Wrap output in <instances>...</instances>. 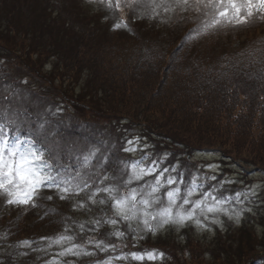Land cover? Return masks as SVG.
Instances as JSON below:
<instances>
[{
    "label": "rangeland",
    "instance_id": "rangeland-1",
    "mask_svg": "<svg viewBox=\"0 0 264 264\" xmlns=\"http://www.w3.org/2000/svg\"><path fill=\"white\" fill-rule=\"evenodd\" d=\"M108 5L109 0H0V125L4 126L10 141L16 136L21 141L31 137L45 153L50 175L57 181L75 177L79 171L81 176L72 180L73 185L81 183L82 186V181L87 180L97 187L115 186L114 195H123L135 188L147 197L150 191L147 186L154 184V176L167 168L170 171L166 175L177 179L181 197L187 196L195 178L196 191L189 198L190 203L202 198L200 194L205 191L219 198L228 197L225 207L233 218L223 213L202 214L196 209V216L182 226L171 223L161 226L159 217L150 220L156 229L151 233L145 230L141 218L120 221L115 226L103 223L112 211L108 204L92 205L87 199L89 190L79 197L70 195L61 200L56 192L44 189L42 194L53 199L46 200L41 195L38 202L43 205L59 200L58 207L71 215L66 223L70 227L46 239H24L17 248L26 256L33 253L36 264H105V261L111 264H264V161L257 163L248 153L229 157L194 130L173 124L166 116L149 117L140 106L142 95L137 92L132 96L122 92L113 95L111 84L118 90L123 88L120 80L123 70L122 62L108 53L114 44L126 43L128 36L138 41L139 36L147 35L155 39L154 45L161 51H165V44L182 41L186 49L198 48L197 54L219 58L216 53L226 50L227 57L232 58L238 50L245 53L249 47L264 46V8L251 14L244 12L248 20L244 25L225 20L220 26L204 31V26L212 21L211 10L204 6V0H118V4L117 0H111V7ZM116 24L121 27L116 28ZM142 41L141 38L136 45L138 54L142 52L140 49H146ZM155 51L156 48L151 53ZM160 53L157 61L163 67L175 72L181 68V63L167 64L170 57L166 52ZM180 53L181 50L177 52L179 57ZM93 55L98 58L93 60ZM226 55L220 60L225 61ZM248 55L247 58H252L251 53ZM108 57L111 58L105 66L111 64L108 66L116 72V77L102 71L96 63L107 61ZM189 66L192 75L204 73V69ZM144 69L151 71V64ZM166 84L165 88H170V83L166 81ZM155 121L162 125L161 128L158 125L160 131H170L171 138H162V134L151 128ZM129 140L136 142L135 152L123 151ZM93 149L98 151L85 168L83 158ZM153 161L157 172L142 182L133 181L125 189L123 181L128 179L130 166L149 167ZM105 174L115 179L102 184ZM169 187L165 185L153 194L161 199L149 212L155 214L168 206L165 190ZM237 193L241 194L239 201L234 198ZM106 198V194L97 195V199ZM8 199L0 191V241L4 238L1 221L22 210L28 214L31 208L9 205ZM207 202L211 203V197ZM80 203L87 206L80 208ZM182 203L178 198L174 211ZM19 207L22 210H17ZM187 210H191L189 205L181 209ZM237 211L241 212L238 222ZM33 216V212L26 215L22 228L32 223ZM137 216L140 217L139 212ZM197 219L201 224L196 223ZM215 219L221 223H212ZM95 220H101V225H95ZM116 230L123 231L124 236L109 235ZM78 232L81 234L76 235ZM60 235H70L72 240L52 243ZM25 240L27 245L23 243ZM95 240H103L112 247L102 252ZM73 244L79 246L75 249L81 253L79 256L59 255ZM147 251L163 253V256L155 261L131 259L130 253ZM85 252L92 255H84Z\"/></svg>",
    "mask_w": 264,
    "mask_h": 264
},
{
    "label": "trees",
    "instance_id": "trees-1",
    "mask_svg": "<svg viewBox=\"0 0 264 264\" xmlns=\"http://www.w3.org/2000/svg\"><path fill=\"white\" fill-rule=\"evenodd\" d=\"M139 37V42L141 38L144 39L142 47L144 44L146 46V49H140L142 52L139 54V47H136L138 41L129 36L126 43L114 44L108 51L112 58L122 62L123 70V78L120 79L123 88L118 90L116 85L111 84V90L114 86L113 95H120L122 92V95L132 96L137 92L142 95L140 97L143 103L140 106L149 117L166 116L169 122L205 136L210 145L217 146L225 154L239 156L248 153L255 162L264 161V46L260 47L259 44L249 47L245 53L238 50L232 58L227 57L226 50L219 51L216 53L219 58H215L209 54L195 53L198 48H184L182 41L170 44L171 48H166L170 45L165 44V51H161L160 47H155L154 38L147 35ZM155 48L156 51L152 54ZM180 50L181 57L177 54ZM254 51L256 55H253ZM160 52H166L170 57L167 64L181 63V68L178 67L175 72L172 68L163 67L157 61ZM249 53L252 58H247ZM225 55V61H221ZM97 58V55L92 56L93 60ZM110 58L96 63L101 66L102 71L110 72L116 77V72L108 66L111 64L105 66ZM239 58L247 59L238 60ZM146 60L154 61L146 63ZM241 61L245 63L242 64ZM147 64H151V71L144 69ZM189 65L198 70L204 69V73L192 75ZM166 81L170 83V88H165ZM158 125L162 127L156 121L150 126L163 136L171 138L170 131L162 132ZM39 197L35 199V206L29 209L28 214L33 212L34 220L29 225L26 223L27 227L22 228L28 214L22 212L24 210L21 207L17 209L22 210L20 213L11 214L6 217L5 222L1 221L4 224V238L0 241V264H36L34 254H23L17 248L19 243L27 238L35 241L42 237L56 236L61 230L70 227L66 223L71 215L66 209L58 207L59 200L54 203L47 201L48 204L45 202L46 205H42L38 202ZM41 197H47L46 193ZM78 234L81 233L76 235Z\"/></svg>",
    "mask_w": 264,
    "mask_h": 264
},
{
    "label": "snow or ice",
    "instance_id": "snow-or-ice-1",
    "mask_svg": "<svg viewBox=\"0 0 264 264\" xmlns=\"http://www.w3.org/2000/svg\"><path fill=\"white\" fill-rule=\"evenodd\" d=\"M108 6L111 7V0H109ZM204 6L210 9L212 14V21L203 28L204 31H207L209 27L215 28L220 26L225 20L229 22L236 20L238 25H244L248 20L243 13L248 12L251 14L254 10L264 8V0H204ZM115 27L120 28L121 25L116 24ZM0 133H3V135H0V191L6 193L9 198L7 200L9 205L35 206L33 203L34 197L41 196L42 190L44 189L56 192L58 198L61 200L68 199L70 195L79 197L82 192L89 190L91 194L87 199L92 205L108 204L112 211V215L104 220L103 223L115 226L120 221L129 222L141 218L145 230L151 233H155L156 229L150 223V220H156L157 217H159L162 221L161 226L170 223L180 224L182 226L185 222L191 221L196 216V209H199L202 214L223 213L227 215L229 219L233 218L229 209L225 207L230 199L228 197L219 198L205 191L200 194L202 198H198L190 203L189 198L192 197L196 191L195 178H193L192 187L188 189L187 196L181 197L179 195L181 189L176 187L177 179L171 175H166V173L170 171L167 168H164L154 176V184H149L147 186L150 189V191L147 192V197L142 193H138L135 188L129 189L123 195H114L113 193L117 192L115 186L97 187L95 184L90 185L87 180L82 181V186L81 183L73 185L72 180L81 176L79 171L76 172L75 177L57 181L50 175V166L45 163V153L37 147L31 137H26L21 141L20 137L16 136L10 141L3 125H0ZM135 143L136 142L133 140L127 141L128 146L124 147L123 151L126 153L135 152L137 150ZM97 151V149H93L84 156L83 167H88ZM45 168H49V171H45ZM130 169L131 171L128 175V179L123 181L125 189H128V186L133 181L142 182L145 177L152 176L157 172L155 161H153V166L144 167L138 164H132ZM162 178H164L163 182ZM113 179H115V177L105 174L103 175L101 183L103 184ZM213 179H215V176H213ZM165 185L170 186L165 190L168 206L161 207L158 212L153 214L148 210L161 199L159 196H154L153 194L159 193L161 188H164ZM92 188H95V191H91ZM98 194H106L107 198L97 199ZM253 195H255L254 192ZM240 196L241 194L237 193L234 198L239 201ZM208 197H211V203L207 202ZM44 198L48 200L53 199L52 196ZM178 198L182 199L183 203L174 211L173 205L177 204ZM138 205L142 207H138ZM184 205H189L191 210L181 211ZM86 206L85 203H80L78 205L80 208ZM138 212L140 213V217L137 216ZM240 214L241 212L239 211L235 212L237 222ZM204 218L208 219V216L205 215ZM93 223L99 226L102 221L95 220ZM196 223L201 224V220L197 219ZM212 223L219 224L221 221L215 219ZM204 226L207 227V225ZM80 227L83 228V225L81 224ZM109 235L119 238L124 236V232L116 230L109 233ZM42 239L46 238L42 237ZM71 240L72 236L70 235H60L58 239L52 241V243L60 244L62 241ZM89 242L91 243L93 241L90 240ZM94 242L96 247L102 252L106 251L108 247H112L111 244H105L103 240H95ZM23 243L27 245L28 241L25 240ZM78 247V245L73 244L72 247L61 251L59 255L65 256L71 253L79 256L81 253L75 251ZM84 255H92V253L85 252ZM130 256L134 261H144L145 259L148 261H155L158 257H162L163 253L157 254L154 251H147L143 254H139L137 252H132ZM105 264H111V261H105Z\"/></svg>",
    "mask_w": 264,
    "mask_h": 264
}]
</instances>
